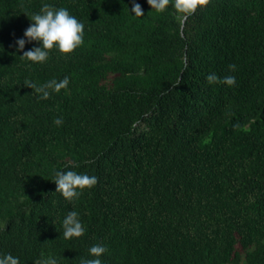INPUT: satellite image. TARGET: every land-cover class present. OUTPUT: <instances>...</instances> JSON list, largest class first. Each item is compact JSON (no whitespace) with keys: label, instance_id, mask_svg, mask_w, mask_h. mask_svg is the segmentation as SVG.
I'll return each mask as SVG.
<instances>
[{"label":"trees","instance_id":"16d2710c","mask_svg":"<svg viewBox=\"0 0 264 264\" xmlns=\"http://www.w3.org/2000/svg\"><path fill=\"white\" fill-rule=\"evenodd\" d=\"M135 2L143 17L133 0H0V256L264 264V0H211L186 22L174 0ZM44 4L84 43L34 64L16 41ZM65 77L46 100L25 86ZM69 170L98 178L72 202L54 182ZM71 211L85 234L68 240Z\"/></svg>","mask_w":264,"mask_h":264},{"label":"clouds","instance_id":"9594fccd","mask_svg":"<svg viewBox=\"0 0 264 264\" xmlns=\"http://www.w3.org/2000/svg\"><path fill=\"white\" fill-rule=\"evenodd\" d=\"M172 0H147L151 9L158 13H163L167 10L168 5ZM211 0H174L173 7L180 14L182 22L193 16L198 9L207 7ZM131 12L136 17H143L144 13L139 3L133 0ZM32 23L25 30L24 37L16 41L17 52H23L21 58H26L34 64L46 63L49 59V54L53 49H58L63 55H70L84 43V25L79 22L74 16L70 15L66 8L56 9L49 4H44L40 13L33 14L31 17ZM36 41L42 46L33 47L30 50L24 51L25 44ZM235 65H230V70H235ZM209 83H223L228 86H234L236 81L234 76H226L222 80L212 73L207 76ZM69 78L57 81L55 79L47 84L37 86L30 81L25 82V86L35 89L40 94V99H48L51 92L59 93L62 89H67ZM54 123L59 126L63 123L62 118H57ZM56 192H60L62 196L72 202L77 199L85 189L93 188L98 178L87 174H77L75 171H57L55 174ZM63 236L65 239L80 238L85 234V228L78 218L76 211H71L63 220ZM106 252V248L101 245H93L89 249V255L94 259L82 260L81 264H102L99 257ZM0 264H19V259L6 254L0 256ZM36 264H57L53 257L41 259Z\"/></svg>","mask_w":264,"mask_h":264}]
</instances>
